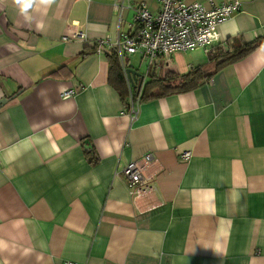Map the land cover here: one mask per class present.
I'll return each mask as SVG.
<instances>
[{"label":"crops","instance_id":"crops-1","mask_svg":"<svg viewBox=\"0 0 264 264\" xmlns=\"http://www.w3.org/2000/svg\"><path fill=\"white\" fill-rule=\"evenodd\" d=\"M117 1L56 0L26 19L0 0V264H264V42L215 62L264 36V0H241L218 43L150 69L145 83L196 66L213 75L143 100L133 121L95 44L128 30L136 4L160 5L125 0L120 20ZM75 28L87 39L64 40ZM146 152L154 191L133 197L122 171Z\"/></svg>","mask_w":264,"mask_h":264},{"label":"built area","instance_id":"built-area-1","mask_svg":"<svg viewBox=\"0 0 264 264\" xmlns=\"http://www.w3.org/2000/svg\"><path fill=\"white\" fill-rule=\"evenodd\" d=\"M159 12L153 13L146 2L134 6L135 14L128 30L119 33L118 39H97L95 48L99 54L117 53L129 91L126 114L133 121L141 107V91L150 69L155 68L162 58H169L178 51L207 49L220 40V24L242 10L241 0H232L208 8L198 1L157 0ZM213 4V3H212ZM115 9L119 13L125 8V0H118ZM64 40H86L82 29H73L63 36ZM140 54L147 60L148 69L144 73L142 85L128 73L130 56ZM74 89H66L63 98L74 96ZM191 151H183L180 158L188 161ZM158 160L152 152H146L131 160L123 169L127 187L133 197H141L154 191L155 166ZM67 264H80L69 261Z\"/></svg>","mask_w":264,"mask_h":264},{"label":"trees","instance_id":"trees-1","mask_svg":"<svg viewBox=\"0 0 264 264\" xmlns=\"http://www.w3.org/2000/svg\"><path fill=\"white\" fill-rule=\"evenodd\" d=\"M262 42H264V36L253 41H243L240 45L231 43L227 48L222 46V51L216 54L215 58L217 68L243 58ZM107 57L110 62L109 81L120 92L122 97L127 98L129 103V91L119 57L115 52L108 53ZM212 75L213 72L208 73V71L201 66L192 67L186 73L169 71L165 76L153 75L143 85L141 101L168 93L191 90L199 86L206 79L211 78Z\"/></svg>","mask_w":264,"mask_h":264},{"label":"clouds","instance_id":"clouds-1","mask_svg":"<svg viewBox=\"0 0 264 264\" xmlns=\"http://www.w3.org/2000/svg\"><path fill=\"white\" fill-rule=\"evenodd\" d=\"M56 0H15L16 5L19 6L21 14L25 15L26 19H31L28 15V10L36 6L39 8L40 6L49 7L54 4ZM37 27H41V25H37Z\"/></svg>","mask_w":264,"mask_h":264},{"label":"rangeland","instance_id":"rangeland-1","mask_svg":"<svg viewBox=\"0 0 264 264\" xmlns=\"http://www.w3.org/2000/svg\"><path fill=\"white\" fill-rule=\"evenodd\" d=\"M132 64L135 68L139 69L141 72L146 73L147 67H148V62L147 60L141 58L140 54L134 55L131 57ZM142 61V63H141ZM164 62V60H163Z\"/></svg>","mask_w":264,"mask_h":264},{"label":"water","instance_id":"water-1","mask_svg":"<svg viewBox=\"0 0 264 264\" xmlns=\"http://www.w3.org/2000/svg\"><path fill=\"white\" fill-rule=\"evenodd\" d=\"M128 73L133 77L134 80L139 81L138 87H140L142 85L143 80H144V75L140 71L133 69V68H129ZM88 143H89V141H86L87 145H88Z\"/></svg>","mask_w":264,"mask_h":264}]
</instances>
